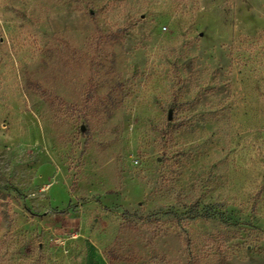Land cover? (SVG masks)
Returning a JSON list of instances; mask_svg holds the SVG:
<instances>
[{
  "label": "rangeland",
  "instance_id": "rangeland-1",
  "mask_svg": "<svg viewBox=\"0 0 264 264\" xmlns=\"http://www.w3.org/2000/svg\"><path fill=\"white\" fill-rule=\"evenodd\" d=\"M0 264H264V0H0Z\"/></svg>",
  "mask_w": 264,
  "mask_h": 264
}]
</instances>
